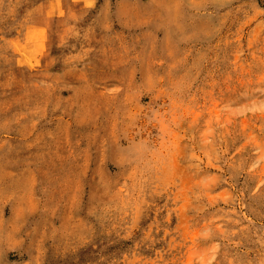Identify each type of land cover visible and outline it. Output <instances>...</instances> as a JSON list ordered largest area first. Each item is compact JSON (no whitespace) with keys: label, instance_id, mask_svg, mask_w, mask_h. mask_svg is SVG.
<instances>
[{"label":"rangeland","instance_id":"374dc122","mask_svg":"<svg viewBox=\"0 0 264 264\" xmlns=\"http://www.w3.org/2000/svg\"><path fill=\"white\" fill-rule=\"evenodd\" d=\"M0 264H264V0H0Z\"/></svg>","mask_w":264,"mask_h":264}]
</instances>
